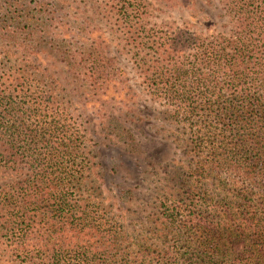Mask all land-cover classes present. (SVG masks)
Masks as SVG:
<instances>
[{
  "label": "trees",
  "instance_id": "trees-1",
  "mask_svg": "<svg viewBox=\"0 0 264 264\" xmlns=\"http://www.w3.org/2000/svg\"><path fill=\"white\" fill-rule=\"evenodd\" d=\"M223 7L227 31L185 22L156 31L140 19L128 38L145 90L183 124L193 152L196 180L183 179L184 193L159 202L154 243L127 239L76 187L80 135L62 112L34 99L33 109L43 101L45 116L56 115L40 119L30 110L27 122L11 100L23 90L14 78L0 83V168L19 176L0 186V251L19 264H264V0ZM3 9L1 20H17ZM20 18L21 33L46 40L35 14ZM96 70L87 73L90 92L117 94L120 87L100 82Z\"/></svg>",
  "mask_w": 264,
  "mask_h": 264
},
{
  "label": "rangeland",
  "instance_id": "rangeland-1",
  "mask_svg": "<svg viewBox=\"0 0 264 264\" xmlns=\"http://www.w3.org/2000/svg\"><path fill=\"white\" fill-rule=\"evenodd\" d=\"M223 2L0 0V83L14 78V86L23 90L14 92L11 100L27 122L30 110L40 119L60 111L68 128L79 132L76 187L122 225L127 239L137 236L154 243L151 230L159 202L184 193L183 179L196 180L189 165L193 152L188 131L145 90L134 50L127 44L129 35L139 29L140 19L156 31L184 22L208 32L227 31ZM5 7L12 9L16 21L1 20ZM26 11L38 19V33L48 35L44 42L21 33L25 22L19 21ZM93 69L100 82L120 87L116 96L90 92L87 73ZM39 98L55 112L45 116L43 101L33 109L32 101ZM31 119L34 123L37 117ZM18 177L16 169L0 168V186ZM18 260L15 254L0 251V264H19Z\"/></svg>",
  "mask_w": 264,
  "mask_h": 264
}]
</instances>
